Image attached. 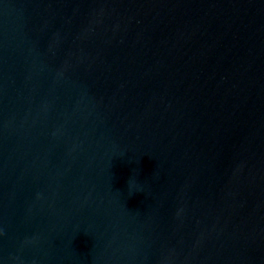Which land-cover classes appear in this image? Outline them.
Masks as SVG:
<instances>
[{
  "label": "water",
  "instance_id": "obj_1",
  "mask_svg": "<svg viewBox=\"0 0 264 264\" xmlns=\"http://www.w3.org/2000/svg\"><path fill=\"white\" fill-rule=\"evenodd\" d=\"M0 264H264V0H0Z\"/></svg>",
  "mask_w": 264,
  "mask_h": 264
},
{
  "label": "clouds",
  "instance_id": "obj_2",
  "mask_svg": "<svg viewBox=\"0 0 264 264\" xmlns=\"http://www.w3.org/2000/svg\"><path fill=\"white\" fill-rule=\"evenodd\" d=\"M129 187H131V185H129Z\"/></svg>",
  "mask_w": 264,
  "mask_h": 264
}]
</instances>
